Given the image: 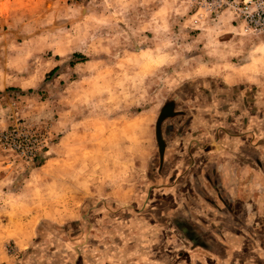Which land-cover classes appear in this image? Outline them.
Masks as SVG:
<instances>
[{"label": "rangeland", "instance_id": "1", "mask_svg": "<svg viewBox=\"0 0 264 264\" xmlns=\"http://www.w3.org/2000/svg\"><path fill=\"white\" fill-rule=\"evenodd\" d=\"M212 2L0 0V264L174 263L215 184L193 137L264 126V33Z\"/></svg>", "mask_w": 264, "mask_h": 264}, {"label": "crops", "instance_id": "2", "mask_svg": "<svg viewBox=\"0 0 264 264\" xmlns=\"http://www.w3.org/2000/svg\"><path fill=\"white\" fill-rule=\"evenodd\" d=\"M245 72L237 71L227 82L235 83L239 75L251 74ZM244 78L249 81L250 77ZM260 93L259 100L264 98V89ZM244 95L229 100L225 111L234 117L254 115L245 108ZM172 104L167 108L173 107ZM167 108L162 122L175 116L176 108L171 109V113ZM261 113L264 115V109ZM228 127L230 129L221 130L220 135L214 130V134L203 137L200 131V135L193 137L199 140V149L207 143L208 164H215L213 170L208 171V178L215 180V184L208 182L205 175L210 189L200 191L204 196L208 192L212 203L201 200L199 211L194 209L198 215L189 219L179 213L176 223L183 236L179 239L182 253H177L173 264H264V126L242 120L241 124L232 121ZM183 131L188 132L186 128ZM160 141L164 147L163 139ZM213 148L219 150L215 153ZM196 153L204 156L205 150L203 154Z\"/></svg>", "mask_w": 264, "mask_h": 264}, {"label": "built area", "instance_id": "3", "mask_svg": "<svg viewBox=\"0 0 264 264\" xmlns=\"http://www.w3.org/2000/svg\"><path fill=\"white\" fill-rule=\"evenodd\" d=\"M214 9L223 6L233 8L237 18H240L247 29L260 34L264 33V0H212Z\"/></svg>", "mask_w": 264, "mask_h": 264}, {"label": "trees", "instance_id": "4", "mask_svg": "<svg viewBox=\"0 0 264 264\" xmlns=\"http://www.w3.org/2000/svg\"><path fill=\"white\" fill-rule=\"evenodd\" d=\"M51 72H53V71H51ZM169 105H170V103L166 102V103L164 104V106L162 107V109H161V111H160V113H159V116H158L157 127H158V124L160 123V121H161V120L163 119V117L166 115L165 110H166V108H167ZM157 131H158V129H157Z\"/></svg>", "mask_w": 264, "mask_h": 264}, {"label": "water", "instance_id": "5", "mask_svg": "<svg viewBox=\"0 0 264 264\" xmlns=\"http://www.w3.org/2000/svg\"><path fill=\"white\" fill-rule=\"evenodd\" d=\"M157 140L159 141L160 139H158V137H157Z\"/></svg>", "mask_w": 264, "mask_h": 264}]
</instances>
